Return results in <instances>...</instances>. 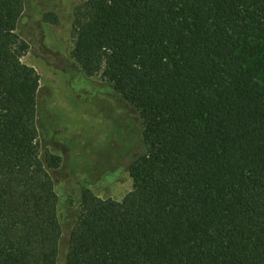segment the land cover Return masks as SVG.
Segmentation results:
<instances>
[{"label":"trees","instance_id":"obj_1","mask_svg":"<svg viewBox=\"0 0 264 264\" xmlns=\"http://www.w3.org/2000/svg\"><path fill=\"white\" fill-rule=\"evenodd\" d=\"M26 0H0V264H58ZM72 55L141 121L122 199L83 192L66 264H264V0H85Z\"/></svg>","mask_w":264,"mask_h":264},{"label":"rangeland","instance_id":"obj_2","mask_svg":"<svg viewBox=\"0 0 264 264\" xmlns=\"http://www.w3.org/2000/svg\"><path fill=\"white\" fill-rule=\"evenodd\" d=\"M85 0H26L19 33L22 61L39 73V132L44 150L59 156L55 173L63 224L58 264L67 254L83 192L122 199L132 189L128 166L143 152L139 113L102 75L85 74L72 55L76 13Z\"/></svg>","mask_w":264,"mask_h":264}]
</instances>
